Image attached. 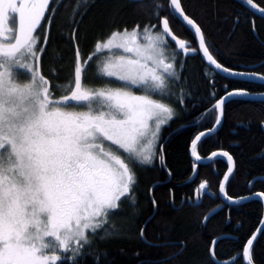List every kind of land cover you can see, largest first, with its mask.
<instances>
[{
    "label": "snow or ice",
    "instance_id": "1",
    "mask_svg": "<svg viewBox=\"0 0 264 264\" xmlns=\"http://www.w3.org/2000/svg\"><path fill=\"white\" fill-rule=\"evenodd\" d=\"M50 2L0 0V264H77L84 249L92 245L90 237L101 231L112 234L106 231L108 218L120 210V204L128 201L135 205L134 167L153 164L162 127L176 117L174 108L164 102L174 96L170 82L180 79L175 54H167L170 45L164 39L167 36L176 42L168 18L155 34L156 25H145L142 31L140 25L112 31L98 39L95 51L84 59L74 30L69 37L76 49L74 72L67 83L53 84L40 70L49 39L47 31L43 46L39 44V29ZM246 3L256 7L253 0ZM164 10L155 6L157 19ZM166 11L173 21L179 20L184 29L199 35L203 57L224 73L225 79L246 77L244 82L264 86V75L233 71L214 58L202 29L185 14L181 0H170ZM256 11L264 19V8ZM9 13L12 24L18 15V29L3 27ZM178 44L177 51L187 52L183 41ZM115 51L128 55H110L93 63L100 54ZM50 74L59 79L55 70ZM94 81L105 86H89ZM111 83L120 86L108 87ZM223 87L226 95L204 113L207 119L218 110L215 126L196 137L193 149L197 141L211 138L222 124L226 103L233 97L252 95L246 89L228 91L227 85ZM132 89L144 95H134ZM57 92L64 94L57 98ZM209 95L214 99L216 93ZM260 100L264 102V95ZM179 102L183 105L182 96ZM195 125L199 126V121ZM162 152L160 146L161 163ZM212 156L226 157L233 165L224 176L229 182L234 175L233 158L227 152ZM254 182H249V188ZM204 189L202 183L199 190ZM219 191L222 199L237 202L227 195L226 183L220 184ZM261 198L264 192L241 199ZM259 231L264 232V227ZM255 239L254 235L247 241L242 253L248 264H252Z\"/></svg>",
    "mask_w": 264,
    "mask_h": 264
},
{
    "label": "trees",
    "instance_id": "2",
    "mask_svg": "<svg viewBox=\"0 0 264 264\" xmlns=\"http://www.w3.org/2000/svg\"><path fill=\"white\" fill-rule=\"evenodd\" d=\"M169 3L170 0H51L39 29L41 46L46 31L49 37L40 70L53 84L67 83L74 72L76 49L69 39L74 30L84 59L95 51L96 41L112 31L131 30L135 25H140L142 31L145 25H156L154 31L160 32L161 21L168 18L171 32L187 49V52L177 51V44L166 39L170 45L167 54L170 57L175 54V68L180 74L178 82H170L173 99L166 100L174 107L176 117L162 127L153 164L134 167L135 205L130 206L128 201L120 204V210L109 216L106 231L112 234L101 231L90 237L92 245L84 249V256L77 264H96L97 260L98 264L165 261L166 264H216L209 248L212 240L221 235L224 237L217 239L213 250L215 258L222 261L237 256L229 264H243V247L262 218L261 200L252 199L236 206L223 204L218 186L227 169L226 161L215 158L197 165L193 171L189 146L198 132L213 126L217 112L210 118L199 119L225 94L224 85L228 91L246 89L250 93H263L264 86L225 79L206 65L192 33L179 20L169 17L166 11ZM181 3L185 14L202 29L210 52L220 64L235 71L264 75V67H260L264 64V19L246 0H181ZM253 4L264 8V0H253ZM156 5L165 9L159 12L160 19L154 15ZM51 70H55L59 79L50 74ZM212 92L216 93L214 99L209 95ZM63 94L57 92L56 97ZM181 96L183 105L179 102ZM197 121L199 126L195 125ZM263 125L264 102L233 97L224 105L219 129L196 145L200 157L215 150L231 155L234 175L226 183V192L232 198L264 192L263 179H255L254 185L248 186L255 177H264ZM169 133L163 145L165 169L159 159L160 145ZM202 183L205 189L199 190ZM196 190L200 204H192ZM219 205L221 208L206 220V214ZM251 257L253 264H264V232L254 241Z\"/></svg>",
    "mask_w": 264,
    "mask_h": 264
},
{
    "label": "water",
    "instance_id": "3",
    "mask_svg": "<svg viewBox=\"0 0 264 264\" xmlns=\"http://www.w3.org/2000/svg\"><path fill=\"white\" fill-rule=\"evenodd\" d=\"M133 1H138V0H133ZM255 8H261V7L256 6ZM162 21H163V20H162ZM161 26H162V28H163V24H162V22H161ZM169 31H170L171 36L174 37V38H175V41H176V37H175V36L173 35V33L171 32L170 28H169ZM190 32H191L192 35L194 36L195 43H196V46H197V49H198V53H199L200 57L202 58V60L204 61V63H205L206 65H208L210 68H212L213 70H215L218 74H220L221 76L225 77V74H224V73L219 72V70H216V69H215V66H214V65H210V64L206 61V58L203 57L202 50H201L200 47H199V35H198V34H194V31H190ZM166 38H167L168 40L172 41L171 39H169V37L166 36ZM172 42H173V41H172ZM225 68H226V67H225ZM233 71H235V70H233ZM237 72H243V71H237ZM244 72H247V71H244ZM247 73L258 74V73H256V72H247ZM230 78H232V79H238V80H242V81H245V80H246V77H230ZM225 95H226V93H225L224 95H222L221 97H223V96H225ZM261 95H264V92H263V93H252V95H250V96H246L245 98H249V99H251V100L261 101V100H260V96H261ZM221 97H220V98H221ZM220 98H219V99H220ZM219 99H218V100H219ZM215 103H216V102H215ZM215 103H213L212 105H214ZM212 105H211V106H212ZM211 106H210V107H211ZM208 109H209V108H208ZM206 111H207V110H206ZM217 114H218V110H217ZM222 121H223V119H222ZM214 126H215V125H214ZM214 126H213V127H214ZM213 127H212V128H213ZM219 127H220V126H218V128L216 129V131L219 129ZM212 128H210V129H212ZM210 129H206V130H203V131H200L199 133H197V134L195 135V137L193 138V140L191 141V143H190V146H189V154L191 155V157H192V159H193V161H194V166H196V165H198V164H206V163H209L210 161H212L214 158H216V157H213V156H212V154H213L214 152H215V153L226 152V151H223V150H215V151L211 152L209 155H207L206 157H204V158H200L199 160H197V156L195 155L194 149H193V147H192V142L196 139V137H197L201 132H208V130H210ZM263 129H264V125H263ZM216 131H215V132H216ZM215 132H214V133H215ZM169 135H170V133L165 137V139L163 140V142H162V144H161L160 146L163 147L164 142H165V140L168 138ZM201 139H203V137H202ZM199 141H200V140H199ZM199 141H197L196 144H197ZM162 155H163V152H162ZM225 158H226V157H225ZM226 161H227V163H228V166H227V169H226L225 173L223 174V176H222V178H221L220 184H221L222 182L226 183V182L224 181V176H225L226 174H228V169H229V167H232V166H233L230 162H228L227 158H226ZM161 165L163 166V168H165V166H164V159H163V163H161ZM165 169H166V168H165ZM255 179H263V180H264V177H262V176H261V177H255V178L252 179L251 181L253 182ZM220 184H219V186H218V195H219V197L221 198V194H220V191H219ZM255 194H256V193H253V194H251V195H247V196H243V197L254 196ZM150 196H151V191H150ZM194 198H195V201H194L192 204H200V201H197V200H196V199H197V191L195 192V196H194ZM241 198H242V197L233 198V200L237 201L236 203H229L228 201H226V200H224V199H222V198H221V200L223 201L224 204H226V205H231V206H236V205H239V204H241V203H243V202L248 201L247 199H241ZM260 200H261L262 205H263L262 218H261V220H260V223H259L258 227H257L256 230L253 232V234L249 237V239L252 238L254 235H255L256 238H257V237L260 235V233H261V231H259V229H261L262 227H264V198H261ZM154 206H155V205H154ZM154 208H155V207H154ZM219 209H220V206H218V207H216V208H213L212 210H210V211L206 214V217L212 215L214 212L218 211ZM222 237H224V236L221 235V236H218V237H216V238H214V239L212 240V242H211V244H210V248H209V255H210L211 259H212L216 264H229V263L233 262V261L237 258V256H234V257H232V258H230V259L222 260V261L217 260V259L215 258V256H214V252H213V250H214V247H215V243H216V241H217L218 238H222ZM249 239H248V240H249ZM248 240H247V241H248ZM255 240H256V239H255ZM246 245H247V242L245 243V245H244V247H243V250H244V248H245ZM242 253H243V251H242ZM241 258H242L243 264H248V260H247V258H246V257H243L242 254H241ZM252 264H253V263H252Z\"/></svg>",
    "mask_w": 264,
    "mask_h": 264
},
{
    "label": "rangeland",
    "instance_id": "4",
    "mask_svg": "<svg viewBox=\"0 0 264 264\" xmlns=\"http://www.w3.org/2000/svg\"><path fill=\"white\" fill-rule=\"evenodd\" d=\"M11 16L12 14L9 13V16L7 19H5L4 23H3V27L4 28H11V27H16L18 29V15L16 17V22L15 24H12V23H9V20L11 19ZM43 22V21H42ZM155 33H158V32H155L154 31V34ZM5 35H8V33H5ZM165 41H166V38L164 37ZM40 42V41H39ZM141 43H144V41L141 40ZM41 46V44H40ZM179 48V46H177V49ZM180 51H183V50H180ZM110 55H114L116 57H119L120 55H128L127 53H123L122 51H115L113 53H108V52H105L103 54H100L97 59L94 61L95 63H98L99 61H103L105 59L108 58V56ZM93 62V63H94ZM168 62H173L171 59L168 61ZM95 69H92L91 71H94ZM111 78H104L105 81L109 80ZM22 82H26V80L22 77L21 78ZM89 86L91 87H95V88H99V87H103L105 86L103 82L101 81H94V82H90ZM108 87H112V88H116V87H119L120 85L118 83H111V84H108L107 85ZM133 91V94L134 95H144L143 92L141 91H136L135 89H132ZM154 99H159V97H153ZM165 103L169 104L170 106H172L168 101H164ZM69 110H75V111H83L84 109H69ZM107 147V146H106ZM155 151H156V145H155ZM117 155H120L119 152L116 153ZM122 159L124 158L123 156L121 157ZM109 219V218H108ZM59 254V253H58Z\"/></svg>",
    "mask_w": 264,
    "mask_h": 264
},
{
    "label": "flooded vegetation",
    "instance_id": "5",
    "mask_svg": "<svg viewBox=\"0 0 264 264\" xmlns=\"http://www.w3.org/2000/svg\"><path fill=\"white\" fill-rule=\"evenodd\" d=\"M171 107H173V106H171ZM174 108V107H173ZM206 112V110L204 111V113ZM204 113H203V115L201 116V118L199 119V121L200 120H202V118L204 117ZM221 181V180H220ZM220 184V183H219ZM197 198H198V196H197ZM194 200H195V198H194ZM200 202H201V198H200ZM224 204V203H223Z\"/></svg>",
    "mask_w": 264,
    "mask_h": 264
}]
</instances>
